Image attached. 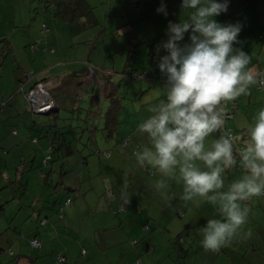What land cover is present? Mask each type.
<instances>
[{
  "label": "crops",
  "instance_id": "1",
  "mask_svg": "<svg viewBox=\"0 0 264 264\" xmlns=\"http://www.w3.org/2000/svg\"><path fill=\"white\" fill-rule=\"evenodd\" d=\"M141 3L142 2L137 5L138 8L137 6L135 8L131 7L130 10L128 8H120L117 7V5H112L115 15L120 18L122 21L121 23H126L127 25L124 24V26L117 30L118 35L116 36V46L119 47L120 50L114 49L110 43L109 53L111 56L108 55V58L115 57L117 54L114 53L116 52L126 58V52H124V48L128 46L129 42L127 41V34H132L131 37H136L137 40L144 41L141 36L148 37V34L151 35V33H153L154 38H147L148 42L146 44L147 46H151L149 51L154 54L156 46L160 43V37L167 38L165 30L167 28L168 22H176L181 14V0H164L168 11L167 17H165L163 14H157L156 12V9L160 6L161 0H152L149 10H143ZM32 4L33 3L31 0H0V39H6L5 52L7 53L5 59L3 60L4 62L2 61L3 64L0 65V103L5 101L7 103L10 101V104H8L9 106L6 105L0 108V175H2L1 172L4 168V165H10V167H14L16 165L17 157H22L24 163H26L23 166L24 169H27V167L38 168L43 156V153L38 146L45 147V145L48 143L47 139L34 141L35 138L26 142L28 139L33 138L35 133L41 129L36 125V123H46L47 120L44 116L41 117L31 115L26 111H23L22 98L15 96L16 87L18 83H20V81L24 78L25 73L33 72L35 74V80L50 77L55 78L59 83L58 86L50 90V94L58 106L54 113L57 115H55L56 120H54L50 128L54 130L56 129L55 126H57L58 128L62 129L68 124L66 123V115L74 113L73 111L75 110V107H72L71 109L67 108L65 105H67L69 102L65 101L64 98L61 97L63 89L67 86L70 88L68 77L71 75L74 76L73 74H76V69L79 68L78 64L83 63L85 59H88L94 65H99V63L105 62L103 65L106 66V64L109 62L108 58L104 60L103 57L96 55L97 48H94L91 50V52H89V49L86 48V41L83 38V35L75 36L69 31H66L64 29V25H62L61 22L51 14H49L50 24H48V21L44 20L43 16L32 19ZM47 6H49V10L52 11V5L49 4ZM228 10L235 18H243L247 21H252L250 23L254 25L249 30H243L244 28L242 27V30L237 38L238 42L234 45V47L240 48L249 54V67L252 68L253 74L256 76L258 73L264 72V43L259 44L257 41V39L264 38V0H230ZM35 14H37V12H35ZM145 20H147L148 27L145 26ZM217 20L221 22V15L217 17ZM43 23H46L49 29V31H47L45 34V44H39L38 49L36 46V49L31 51L30 46L34 44L36 45L38 40H40V38H42L44 35L41 31V25ZM142 23L144 24L141 26ZM121 25L122 24H120L119 27ZM137 25H139V27ZM90 32H95V30H90ZM120 34L122 35L120 36ZM6 41L8 42L9 46L7 45ZM136 45L138 47H142L144 43L139 42L136 43ZM1 46L3 47V44ZM50 50H53V52ZM124 58H121V61ZM2 62L0 61V63ZM94 72L98 74L96 70H88L86 74L87 77L85 76L84 82L82 83V85L85 84L83 85L85 86V93L78 92V94L81 95V97L78 99L79 102L87 103V95L96 94L97 96H101V92L99 93L97 91L99 86L102 88V77L100 75L96 78ZM109 72L112 73V71ZM121 82L122 80H118L114 83H119L118 87H121ZM95 83L97 84V87L95 92H93L91 91V88ZM134 87L135 88L133 89L132 93L137 98L133 106H137V104L141 103L147 94V92L144 91L147 85L145 86V84L139 83ZM87 91L88 93H86ZM104 93L105 92L103 91V94ZM13 96L15 97L13 98ZM240 100L244 101V104L247 106L248 110L255 106L257 108L264 106V88L262 90H258L256 88V84H254L251 86L249 95L241 96ZM126 107L127 104L125 103V108L123 104L122 112L124 113L122 114L121 112L119 114L118 130L123 135L128 133L127 124H129V119L124 116L127 112ZM67 109L70 110L67 111ZM140 113L142 114V117H139V119L136 120L137 125L142 122L143 118L149 115L147 106L144 109H139V114ZM102 114L103 112L98 116L99 124L97 125L99 128L102 125ZM250 118H247L240 112L236 114L234 120L229 124L236 129H242L238 125L244 120H250ZM30 126L31 128H29ZM13 128L16 131V135L11 134V130ZM122 137L123 136H121V138ZM130 137L133 138L132 143H130L132 147L134 143L137 145L143 143V137L137 132L131 134ZM24 139L27 140L24 141ZM34 148H37L35 155L32 153ZM115 153L116 152H114V155L110 153L108 156H106V159L102 158L105 162H102L101 158L99 159V173L106 175L107 179H109L111 176V183L109 182L107 185L109 184L108 187H112L113 183H119L123 181V166L132 170L131 176L135 180L134 185L136 186L137 184L144 187V193L143 195H140V197L143 199V203L140 208H143L145 210V214L149 216L151 213L154 214L152 223L154 229H156V231L154 230L155 234H153L156 240L155 243H157L159 246L160 252L165 249L170 252L168 259L169 261L176 259L174 264H264V218L261 214L252 213V211H250L248 223L244 228L245 232L250 230V235L242 234V238L234 239L231 243L217 251L206 250L200 245L201 234L199 229L200 226H203L206 223L207 219L218 217V212L215 207L210 203H204L201 206L196 207L190 203L185 204L177 199L171 201L169 204H165L163 202L165 208L163 213H160V210L157 212L156 210H152L151 212V209H149L150 206L152 208L155 206V201H152L151 195L153 194L156 199L161 197L155 187L156 181L161 177L159 174L155 175L154 177H147L146 172L143 170L142 172L138 171L141 167L135 162V157L133 162H128L127 155L122 156L123 154H120L117 156ZM4 154L9 155V157L5 158ZM86 166L93 169V167L96 165L81 164L77 168L80 170L82 169L80 172H78L79 174L69 173L65 176H72L73 178L74 175V189H71L72 192L77 191L76 195L79 196V198L76 200V203L83 208L86 206L80 200V197H88L83 194V191L81 190L82 187L78 188V184H83V181H88L89 186L90 184L92 186L95 183V180H91V177H89L90 175L86 174ZM201 167H203L202 163ZM38 170L39 169L35 171L33 169L30 174L25 173L26 171H23L18 176L19 180L22 183H30V181H33V178H30L37 176L36 173H38ZM42 171L44 172V170ZM40 172L41 171L39 170V173ZM24 173L27 175L26 177L24 176ZM80 173L82 174L81 178L79 176ZM129 178L130 180L128 181L130 182L131 177ZM34 181L35 184H37V180ZM167 183L172 191H174L177 195L182 191V187L178 184H175L173 181L168 180ZM146 185H148L147 188ZM4 186L5 184L0 190L5 189L3 188ZM27 187L23 189V195L28 190ZM139 187L140 186H138V188ZM132 189H135V187ZM124 190L126 192L122 193L120 198L123 201L125 205L124 207L126 209L125 213L122 214L126 216L125 220H122V215L113 218L109 212H102V214H97L93 217V215L96 214V212L100 209V201L99 197L94 198L93 193L91 192L90 198H93L94 201L91 204L90 209H67L64 218H66L65 225L68 228L65 230L60 229L57 221L56 223L58 225L55 226L56 228L53 229V227H49V232L43 228H38L37 226H29L27 222H22L21 227L27 231V235L32 233L33 236H38L41 241L43 237L45 241L44 244L42 241V248L44 247L49 249V253H52L53 245L49 240H55L56 251L61 252L59 250H63L66 263L68 262V259L74 261L78 255V252H81V249L84 248L86 251V256L84 255L85 257H83V255L79 253L82 261L76 264H117L119 262L123 264H131V261L136 259L138 256L136 253H134V250L130 247L129 243L121 245L118 251H113L108 246L122 243L125 239H130V235L135 233V225L139 223L141 218L143 220V214H140L141 218L139 217L138 219L139 212H134V208L138 207L136 205L138 202L133 198L135 191L128 192L127 188H124ZM15 193L17 194V191H15ZM15 193H13L10 188L5 189V194H7L8 197L14 196L13 199H18L19 202H21L22 197L18 198ZM39 193L40 198L38 197L35 202H32V207H36L32 211H39L40 215H44L43 217L51 216L49 211L52 210V208L46 205L50 202L48 200L50 198L52 199L50 188L43 186V188L39 189ZM2 194L0 195V201L3 199ZM6 199L7 197L5 200ZM43 199L45 205H43L42 208H44V210H40V201ZM178 210L182 211L183 216L180 218L176 216L174 219H172L171 216L175 211L177 212ZM1 212L3 211L0 210V213ZM29 214L30 213H28L27 216ZM258 215H260L259 218ZM92 222L95 223V228L92 226ZM119 223L128 226V229L123 231L121 227L117 228L115 224ZM13 224V220H10L8 223V228L4 229L0 233V236L4 235L7 230L10 231V229H12L13 234H15V231H17V225L12 226ZM70 228H73V230ZM50 232L56 234V237H52L51 235L49 238ZM74 232H76V234H73ZM26 237L27 236H25V238ZM178 239H182V241H179ZM248 239H250L249 242H247ZM23 240L24 238L20 240V245L23 244ZM164 241L167 244L171 243L170 247H167L168 245ZM253 244H257L260 250L253 249ZM145 245L147 251L152 249V247H150L151 244L147 240ZM123 246L126 250L123 249ZM230 246L234 247L229 248ZM97 247L106 248V250H108V261L104 256L96 251ZM242 247H247V249L241 250L237 253V249ZM230 249L234 250L231 251ZM89 250L90 252H87ZM220 250H223L224 252L221 251L223 252L221 253ZM129 251H133V254L129 255ZM155 251L156 250L154 249L153 252ZM181 259L182 261L180 262ZM139 262L142 264L140 259Z\"/></svg>",
  "mask_w": 264,
  "mask_h": 264
},
{
  "label": "clouds",
  "instance_id": "2",
  "mask_svg": "<svg viewBox=\"0 0 264 264\" xmlns=\"http://www.w3.org/2000/svg\"><path fill=\"white\" fill-rule=\"evenodd\" d=\"M229 4L181 0L179 19L168 22L167 39L156 46L157 54L165 53L157 68L166 80L150 90L149 115L136 127L143 143L133 152L141 168L161 177L155 187L165 204L178 199L215 207L218 217L199 229L200 245L211 251L251 234L244 231L251 211L247 202L264 197V107L238 125L245 136L225 127L226 104L249 95L258 83L249 54L234 47L242 24L217 20ZM156 12L168 16L164 0ZM234 168L241 170L239 177L228 179L227 170ZM168 180L182 187L178 195Z\"/></svg>",
  "mask_w": 264,
  "mask_h": 264
},
{
  "label": "trees",
  "instance_id": "3",
  "mask_svg": "<svg viewBox=\"0 0 264 264\" xmlns=\"http://www.w3.org/2000/svg\"><path fill=\"white\" fill-rule=\"evenodd\" d=\"M143 1L144 0L135 1L134 3H132L131 7L135 8L140 2H142L141 3L142 9L143 10H149L151 3L149 5H145ZM117 3L118 2L116 0H114L113 6H115ZM47 5H49V4L45 5V10H49V6H47ZM97 5H99V9H98V13L96 14L95 8L97 7ZM137 8H138V6H137ZM50 11L51 10H49V12ZM113 11L114 10L112 8L111 0H107V1L95 0V4H93V5L90 3L89 0H60L56 4L52 5V11L50 14L52 16H54L58 21H60L62 25H64V29L66 31H69L71 34H73L75 36L83 35L84 33L83 34H81V33L84 32L83 30H86L87 28H92L96 25H100V27H101L100 32L98 31L99 33H97V35L94 37L93 40H86L85 39V41H87V44H86V42H85V44L88 47L87 49H89V52H91L92 49L97 48L96 55L101 56V57H103L104 60H106L108 58V55H110V53H109L110 42L109 41L111 39H109V37L117 36L118 35L117 30L119 28H121L122 26H124V24L127 25L126 23H121L122 21L120 20L119 17H117L115 15V13ZM103 15L105 17H103ZM236 22H241L242 27L244 28L243 30H249L250 28H252L254 26L253 24L250 23L252 21H247L243 18H235L233 15H231L229 10L226 13L221 14V22L220 23L227 24V23H236ZM120 24H122V25L119 27ZM143 24L144 23H142L141 26ZM42 25L45 26L44 29L43 28L41 29V31L44 35L42 38H40V40H38L36 45L34 44V45L30 46L31 51L36 49V46L38 49L39 44H45V34L47 31H49V29H48L46 23H43ZM137 26L139 27V25H137ZM92 30H96V29H91V31ZM107 33L109 34L108 40L106 39V36H105ZM101 35H102V37L105 36V38L103 39V41H104L103 49L99 50L98 42H99V38ZM121 35L122 34H120V36ZM131 36H132V34H127V38H128L127 41H129L127 48H130V50H128L126 53L125 66H124V69L122 71V75H127L132 80H149V81L152 80V82L156 83V86L162 87L165 83L166 78L164 77L163 74L160 73L158 68H154V71L157 72V75L155 78H153L152 75L150 73H148L146 69L138 70L137 67L132 63V62L135 63V61H136L135 55H138V54H136V50H135V47H138L137 46L138 44L136 45V43L142 42V43H144L145 46H147V44L144 41L137 40L136 37L134 38ZM5 40L6 39H4V38L0 39V61L1 62L5 59V57L7 55V53L5 52ZM257 41L262 44V43H264V38L257 39ZM6 43L9 46L7 41H6ZM2 44H3V47L1 46ZM148 48L150 50L151 46L149 45ZM43 49H45V48H43ZM50 51L53 52V50H50ZM114 54L118 55L119 53L116 52ZM109 58L111 59V57H109ZM3 62L0 63V65L3 64ZM104 63H99V65H94L88 59H85V61L83 63L78 64L79 68L76 69V74L71 73L74 76L71 75L68 77V80H69L68 83H70V88L68 86L65 87L63 89V93H62L61 97H63L65 100L69 101V105L66 106L67 108L71 109L72 107H75V110L73 111L74 113L66 115V123H68V124L65 125V127L62 129L58 128L57 126H55L56 129H54V130L50 128L51 125L53 124L54 120H56V117H55L56 114H54V113L58 108L55 100L52 98V96L50 94V90L53 89L54 87L58 86L59 83L56 81L55 78H50V77L43 78L40 80H35L34 79L35 74L33 72L25 73L24 78L20 81V83H18V85L16 87V90H15L16 95L15 96L22 98V100H23V104H22L23 111H26L27 113H29L31 115H36V116H41V117L44 116L45 119L47 120V122L46 123L37 122L36 125L39 126L41 129L38 130L37 133H35L33 138L28 139V140L24 139V141L27 140L26 142H28V141H31L32 139L35 138L34 141H37V140L41 141L43 139H47L48 143L45 145V147H40L37 145L39 147V149L41 151H43L42 152L43 156H42V159L40 161V164L38 165V168L37 167L36 168L27 167V169H24L23 166L26 163H24L22 157H17V162L18 161L22 162V165L17 167V163H16V165L12 168L19 171L18 175H16V178L14 181L8 180V184L5 183V186L3 188H5V189L10 188L13 193H15V191H17V194L15 193V195L18 198L19 197L21 198L23 196V189L28 186L27 187L28 190L26 191V193L29 191L30 188H31V191H33L32 196L29 197V199L31 200V203H32V202H35L36 199H38V197L40 198L39 189L43 188V186L50 188L51 194L56 193V189L58 188V186H60L59 184H63V179L65 178L66 175H68L69 173L76 174V173L80 172L82 169L80 170L77 168L81 164L82 165H86V164L87 165H93V164H95L96 166L93 167V169L88 168L86 166V174L90 175L89 177H91L92 174L97 176L96 178H94L95 183L92 186H91V184L89 186L88 181H83V184H78V188L82 187L81 190L83 191V194L88 197V198L80 197V200L86 205V203H88L89 199L91 200V198H90L91 192L94 193V189L97 188V186H100L101 184L105 183L108 180L106 175L99 173V171H100L99 159L101 158L100 156L102 155V153H105V157H103L104 159H106L107 158L106 156H108L110 154V152L108 150H101V151L95 150L94 152L96 155L93 158H90L88 156H82L80 159H76L73 157L74 153H78L79 150H76V151L73 150L72 145H74V144L78 145V143H79V144H82L84 146L85 143L88 142V140L91 138L90 132L92 131V129L89 128V126L87 124V119L90 116L86 117V114L84 112H81V110L83 109L82 106H87L88 104H90V109L92 110V111H90V115L92 113L94 115V117H97L103 112V114H102V125L100 128L99 127H97V128L103 129L106 132L105 138H107V140L105 139V141L107 143V146H109V147L111 146L112 149H117L116 153H115L117 156H119L120 154H123L122 156H126L131 151L132 152L135 151L137 144L134 143L133 147L130 145V143H132V140H133V138L130 137L131 135L129 137L128 136H123L122 138L119 137L117 143H114L112 145H111V143H109L110 145L108 144V142L112 138L113 133H117L118 125H119V114L123 111V104H124V108H125V103L127 104V107H126L127 112H128L129 108H128V103H127V101H128L127 98L121 96L120 93L118 92V90L114 94H111V96H107L108 89H109L110 85L111 86L114 85L113 79H111V82H109L108 77L113 76L116 73L112 69L105 68V65H103ZM101 64H102L103 68L99 67ZM89 69L96 70V72L99 75H101L102 81H103L102 90L105 93L103 94V91H101V96H97L96 94L87 95V103L79 102L78 99H79V97H81V95H79L78 92L85 93L84 87H83V85H85V84L82 85V83L84 82V78H85ZM109 71H112V73H110ZM260 73L262 74L261 78H259ZM260 73H258L256 75L258 77V83L256 84V88L258 90H262L264 88V82H260V81H264L263 80L264 72H260ZM70 80H74V81L71 83ZM47 82H49V84L46 87L45 91L47 93V97L49 98V100H51L53 102V107L47 113L35 114L31 110L27 109V107H29L28 103H27L28 102L27 94L31 90H33L37 85L47 83ZM115 84H117V86H119V83H115ZM151 86H154V85H149L148 88H150ZM132 91H133V89H131V93H132ZM86 93H88V91ZM15 96H13V98ZM136 98L137 97H135V100H136ZM239 100H240V98H238L235 101L228 102L226 104V112L228 115V119L226 121L225 127H226V130L230 129L234 135H236L238 137H242V136L246 135V133L243 131V129H239V131H236L235 128L230 126V124H229L231 121L234 120L236 114L240 113V111H238V101ZM8 104H10V101L7 103H6V101L1 102L0 108L4 107L6 105L9 106ZM96 107L97 108L102 107V110L99 112L98 111L93 112V109ZM70 109H67V111H69ZM123 113L124 112H122V114ZM97 124H99V120L96 121V119H95V124H94L93 130H96V126H98ZM29 128H31V126ZM11 134L16 135V131L14 128L11 130ZM84 134L89 135L88 140L83 141V138H84L83 135ZM117 135H119V134L117 133ZM29 143H31V142H29ZM237 143L239 144V143H241V141H238ZM36 152H37V148H34L32 151L33 155H35ZM27 164H29V163H27ZM76 166H78V167H76ZM123 167H124L123 171L126 173V175L122 176L123 181L119 182L118 184L121 187H123V185H129L132 188L135 187V189H131V190L135 191L133 198L136 199V196L143 195V193H144L143 188L144 187L142 185H137V184L135 186L134 185L135 180L131 176L132 170L130 168L129 169L126 168L125 166H123ZM33 169L34 170L39 169L41 172L39 173V170H38V173H36L37 176L31 177V178H33L32 179L33 181H30V183H22L19 180L18 176L23 171H26L25 173L30 174L31 171H33ZM42 170H44V172ZM141 170H143L144 172L147 173L146 174L147 177H154L155 175H158V174H154L153 171L150 170V168H141ZM240 171L241 170L239 168L227 170L228 179L238 178L240 175ZM1 174H2V172H1ZM38 174L40 177L38 176ZM81 175L82 174L80 173V175H79L80 178H81ZM24 176L26 177L27 175L25 174ZM129 177H131L130 182L128 181V180H130ZM34 180H37V184H35ZM31 184H33L34 186L30 187ZM108 185H107V187H108ZM138 186H140V187L138 188ZM147 187H148V185H146V188ZM71 188L74 189L72 186V187L66 188L65 190L68 193H70V192H72ZM117 190L119 192L115 193L113 190V187H110V186L105 190V197H106L107 204H108L107 211H103L102 208H100L96 212V214L93 215V217L97 214H102V212H109V214L113 218L114 217L116 218V216L118 217L121 214L120 213L121 211H124V212L126 211V209L124 207L125 205L120 198V195L122 193H125L126 191L124 189H120L119 187L117 188ZM73 192L75 193L74 199H72L69 196L65 200H62L61 203L59 204L58 209L55 208L56 199L54 201H52V203H51L52 210L49 211V213H51V216L42 217V215H40V212L36 211L38 214V219H37L38 225H37V227L43 228L47 232H49V227H53V229H55L56 228L55 226H57L59 224L58 220L60 221L64 218L65 210L67 208L71 207L73 205L74 201H76L79 198V196L76 195L77 191H73ZM51 197H52V199L54 198L53 195ZM160 198L156 199L153 194L151 195L152 201H155V206L153 208L150 206V208H149V209H151V212H152V210L153 211L156 210V212L160 210L159 212L163 213V210L165 209L164 205H163L164 201ZM50 200H51V198L48 201H50ZM43 201H44V199L42 201H40V206H39L40 210H44V208H42L43 205H45V203ZM4 203L7 204V202H4ZM4 203L0 204V210L1 211H4ZM247 203L249 204V207L251 208L252 213L261 214L262 217L264 218V197L253 198V200H251ZM132 204H134V203H132ZM136 205H137V203H136ZM137 211L141 212V209L139 208V210H138V207H135L134 212H137ZM46 212H47V210H46ZM170 212H172V211H170ZM175 212L171 216L172 219H174L176 216L179 218L183 216L182 211L178 210L176 213ZM118 213H120V214L117 215ZM153 215L154 214L151 213L150 216L153 217ZM51 217H54V218H51ZM148 219L150 220V218H148ZM56 221L58 224L56 223ZM147 227H148V225H147ZM51 230H52V228H51ZM15 233H17V231H15ZM50 233H52V232H50ZM2 237H3V244L0 242V245H3V246H0V257L4 252H9L11 254L12 261H14V263L12 262L13 264H37L36 256L33 255V253L29 254V253L22 252L23 250L20 247L17 249V252H14V251L10 252V249H12V245L20 243V240L24 238V236H21V233L18 235H15L13 237L8 235V234H4V235H2ZM31 238L33 240H37L39 242L40 245H39L38 249H41L43 246L41 239L38 236H33ZM4 240L6 241V245L4 244ZM178 240L182 241V239H178ZM249 240L250 239H248L247 242H249ZM252 246H253V249L260 250V248L257 244H253ZM231 247H234V246H230L229 248H231ZM246 249H247V247L238 248L236 252L238 253L241 250H246ZM224 250H227V249H224ZM230 250L232 251L234 249H230ZM221 251H223V250H220V252ZM223 252H221V253H223ZM85 253H86L85 249L82 248L80 254L83 255V257H85L86 256ZM59 259L66 260L63 250L61 251V254L59 255ZM134 261L137 264V259H134ZM0 264H5V263L0 260ZM139 264H140V262H139Z\"/></svg>",
  "mask_w": 264,
  "mask_h": 264
},
{
  "label": "rangeland",
  "instance_id": "4",
  "mask_svg": "<svg viewBox=\"0 0 264 264\" xmlns=\"http://www.w3.org/2000/svg\"><path fill=\"white\" fill-rule=\"evenodd\" d=\"M28 1V0H25ZM58 1L60 0H31L32 4V19L40 18L41 16H43L44 20L48 21V24H50V12L49 10L46 11L45 10V5L46 4H50V5H54L56 4ZM90 3L93 5L95 4V0H89ZM103 1H107V0H103ZM118 3L116 4L117 7L120 8H128L130 10L131 6H132V2L135 1H141V0H116ZM152 0H145L143 1L145 5H149L151 3ZM112 5H114V0H111ZM98 9H99V5H97V7L95 8V12L96 14L98 13ZM114 9V8H113ZM104 10V9H103ZM35 12H37V14H35ZM103 17H105L103 15ZM145 26L148 27V23L147 20H145ZM91 29H96L95 32H90ZM101 30L100 25H96L92 28H87L86 30H83L84 32H82L81 34H83V38L86 40H93L94 37L97 35L98 31ZM89 35V36H88ZM106 39L108 40L109 34L107 33L106 35ZM105 36L102 37V35L99 38V42H98V46H99V50L103 49V44L104 41L103 39L105 38ZM142 39L145 41V43H147L149 37H151V39L154 38V34L151 33L148 34V37H144L141 36ZM109 39H111L109 42L111 43L112 47L116 50H120L119 47L116 46V36L113 37H109ZM167 38H161L160 37V42L162 40H166ZM155 40V39H154ZM87 44V41H86ZM260 44V43H259ZM86 48H88L86 46ZM130 50V48L125 47L124 52L127 53V51ZM136 50V61L135 63L132 62L138 70L141 69H146L148 73H150L152 75L153 78L156 77L157 72L154 71V68H157V62L159 59V56L164 55V51L161 50V52L159 54H157L156 50L155 53H151L149 51L148 46L143 45L142 47H135ZM122 55H116L115 57H111L108 58L109 62L106 64L105 68H110L112 69L116 74L113 76L108 77L109 82H111V79H113V82L118 81V80H122L121 82V87H118L117 84L114 83L113 86L110 85L109 89H108V93L107 96H111V94H114L115 92L120 93L121 96L126 97L127 98V103H128V112H126V114L124 116H126L129 119V124H127V130L128 133H126L125 135L121 134L119 132V130H117V133L119 135H117V133H113L112 138L110 139L109 143L114 144L118 142L119 137L121 136H129L133 133L136 132V127H137V123L136 120L139 119V117H142V114H139V110H137V106H133L135 104V96L131 93V89H134V86L136 84L139 83H143L145 84V86L147 85V87L144 89L145 92H147V94L145 95V97L143 98V103H141V107L140 109H144L147 106L149 97L151 96V89L153 88H157V87H161V86H156L155 82L149 81V80H132L129 78V76L127 75H122V71L124 69L125 66V58ZM102 67V64L99 66ZM103 68V67H102ZM95 73V72H94ZM96 78L99 77V74H96ZM74 80H70V82L72 83ZM149 85H154L151 86L150 88H148ZM85 89V86H83ZM97 87V84H93L91 91L95 92ZM102 88L101 86H99L98 91L97 92H101ZM65 100V99H64ZM68 101V100H65ZM69 102V101H68ZM102 102V101H101ZM69 103H67L68 106ZM255 106V105H254ZM264 107V106H261ZM261 107H253L250 108L249 110L247 109V106L244 104V101L240 100L238 102V111H240L242 113V115H245L247 118L252 117L253 115H255L258 110ZM82 110L81 112H84L87 116H90L87 119V124L89 126V128H92V131L90 132L91 138L88 140L89 135L88 134H84L83 135V141L88 140V142L85 143V145L83 146L82 144H74L72 145V149L73 150H79L78 153H74L73 157L76 159H80L82 156H88L90 158H93L96 154H95V150H108L112 155H114V152H116L117 149H112L111 146H107V143L105 141V139L107 140V138H105L106 132L103 129H98L96 126V130H93L94 124H95V119L96 121L99 120L98 116L94 117V115L91 113L90 115V111H92L90 109V104H88L87 106H82ZM102 107H96L93 109V112L96 111H101ZM105 112V111H104ZM236 131H239V129H236ZM72 137V136H71ZM43 152V151H41ZM5 158L9 157V155L4 154ZM101 157V161L105 162L103 159V157H105V153H102ZM4 158V159H5ZM103 158V159H102ZM127 159L128 162H133L134 156H133V152L131 151L128 155H127ZM22 162L18 161L17 162V167L21 166ZM36 171V170H35ZM139 172H142L141 168L138 170ZM18 170H15L14 168L10 167V165H4V168L2 170V175H0V189L2 188V186L6 183L8 184V180L9 181H14L16 178V175H18ZM36 173V172H35ZM122 175H126V173L123 171ZM97 176H95L94 174H92L91 176V180H93L94 178H96ZM109 177V176H108ZM73 178L74 175H73ZM72 178V176L69 177H65L63 179V184H59L60 186H58V188L56 189V193H53L52 195L54 196L53 199L50 200L49 204H46L48 206L51 207V203L52 201H54L56 199V205L55 208L58 209L59 208V204L61 203L62 200H65L67 197H71L72 199H74V195L75 193H68L64 188L67 187H72L74 185V179ZM32 179V178H30ZM111 183V176L109 177V179L106 181V183L101 184L100 186H97V188L94 189V193L93 196L94 198L99 197V208H102L103 211H107V200L105 197V190L108 188L107 187V183ZM34 185L31 184L30 187H33ZM113 190L114 192L118 193L119 191L117 190V188L119 187L120 189H124L127 188L128 192H131L132 187L129 185H123V187L119 186L118 183H113L112 184ZM33 189V188H32ZM2 194V200L0 201L1 203H4V208L5 210L3 212L0 213V233L8 228V223L10 220H13L14 225H17V233H15L13 235V231L12 229H10V231L7 230V234L10 236H15L18 234H22L21 236H24V240H23V244L20 245L19 243L12 245V249H10V252L14 251L17 252V249L20 247L24 252V253H33V255L36 256L37 258V264H76L79 263L80 261H82V258L78 255L76 257V259H74V261H71L68 259V262L66 263V260H61L59 259V255L61 254V252H57L56 251V247H55V240L50 239V243L53 244L52 245V253H49V249L47 248H42V249H38L39 247L34 246L32 244L33 239L30 238L33 236L32 233L27 235V231H25L24 228L21 227V223L22 222H27V224L29 226H34L36 227L37 224V219H38V214L35 211H32L33 209H35L36 207H32V203L31 200L29 199V197L32 196L33 191H31V188L29 189V191L27 193H24V195L22 196V201L19 202L18 199H13L12 197H8L7 194H5V189L0 190ZM31 192V193H30ZM0 193V195H1ZM20 194V193H19ZM7 197V199L5 200V198ZM76 200V199H75ZM94 199L91 198V200H89L88 203H86V207H82L77 205L76 201H74L73 206L67 208V209H76V210H88L91 208V204L93 203ZM136 201L138 202L137 206H138V210L140 208V206L143 203V199L142 197H140L139 195L136 196ZM115 208V207H114ZM67 209L65 210V212L67 211ZM141 212H139L138 215V219L140 217V214H143V220L141 218V220L139 221V223H137L135 225V233L130 235V239H125L122 243L119 244H114V245H108L110 249H112L113 251H118L119 247L121 245L127 244L129 243L130 247L134 250V253H136V255L138 256L136 259L137 261L142 262V264H174L175 260L173 261H169V255L170 252L165 249L163 251H159V246L157 245L156 240H155V236L153 234H155L154 230L156 231V229H154L152 220L153 217L145 214V210L143 208H140ZM64 212V213H65ZM30 213L28 216L27 214ZM121 213V214H120ZM120 213H118L117 215H122L125 212L121 211ZM27 217V218H26ZM43 217V216H42ZM65 217V216H64ZM124 215H122V220H125ZM260 217V215H258V218ZM26 218V221H25ZM150 218V220L148 219ZM65 221L66 218H63L62 220H58L59 222V227L61 230H65L66 228H68L65 225ZM117 228L121 227V229L123 231H125L126 229H128V226L119 223V224H115ZM148 225V227H147ZM92 226L95 228V223L92 222ZM58 227V228H59ZM13 228V227H11ZM71 230H73V228H70ZM40 232V231H39ZM73 232V231H72ZM5 233V234H6ZM73 234H76V232H74ZM52 235V237H56V234L50 233V236ZM161 235V234H160ZM25 236H27L25 238ZM30 238V240H29ZM242 238V235L239 237ZM146 240L151 244L150 247H152L151 250L147 251L146 250ZM42 241L44 244L45 239L42 237ZM0 242L3 244V237L0 236ZM165 242V241H164ZM166 243V242H165ZM174 243V242H172ZM4 244L6 245V241L4 240ZM167 244V243H166ZM167 247H170V244H167ZM124 249V246H123ZM156 250L155 252H153V250ZM126 250V249H124ZM59 251H62L61 249ZM96 251L99 252L102 256L105 257V259L108 261V255L109 252L108 250H106V248H96ZM13 252V253H14ZM87 252H90L87 251ZM133 254V251H129V255ZM0 260L2 262H4L5 264H13L14 261H12V257L11 254L9 252H4L1 257ZM182 261V259L180 260V262ZM13 262V263H12ZM117 264H123L121 262L117 263ZM131 264H136L134 259L131 261Z\"/></svg>",
  "mask_w": 264,
  "mask_h": 264
},
{
  "label": "built area",
  "instance_id": "5",
  "mask_svg": "<svg viewBox=\"0 0 264 264\" xmlns=\"http://www.w3.org/2000/svg\"><path fill=\"white\" fill-rule=\"evenodd\" d=\"M44 29L45 26L42 25L41 29ZM262 77V74H259V78ZM49 82L37 85L33 90H31L27 94L28 98V106L27 109L31 110L35 114H44L49 112L53 107V102L49 100L47 97V93L45 91ZM32 244L34 246L39 247V242L37 240H33Z\"/></svg>",
  "mask_w": 264,
  "mask_h": 264
}]
</instances>
